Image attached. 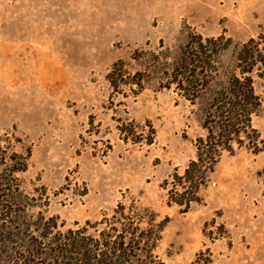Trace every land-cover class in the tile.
I'll return each mask as SVG.
<instances>
[{
    "label": "rangeland",
    "instance_id": "rangeland-1",
    "mask_svg": "<svg viewBox=\"0 0 264 264\" xmlns=\"http://www.w3.org/2000/svg\"><path fill=\"white\" fill-rule=\"evenodd\" d=\"M191 30L264 39V0H0V138L30 148L22 189L36 199L31 213L60 230L122 206L168 218L154 250L164 264H264V149L225 154L181 212L164 181L195 159L198 106L153 76L127 83L146 70L138 52L149 62L177 51ZM254 80L264 142V79Z\"/></svg>",
    "mask_w": 264,
    "mask_h": 264
},
{
    "label": "trees",
    "instance_id": "trees-1",
    "mask_svg": "<svg viewBox=\"0 0 264 264\" xmlns=\"http://www.w3.org/2000/svg\"><path fill=\"white\" fill-rule=\"evenodd\" d=\"M151 55L148 62L145 53L138 52L136 60L143 62L148 73L128 74L127 83L142 88L153 76L158 89L173 90L198 106L196 116L203 135L194 141L195 159L181 176L174 173L170 183L164 181V187L171 184L167 203L186 212L200 201V188L225 154L234 155L243 148L254 153L264 149L252 123L261 109L254 79H264V39L235 43L223 34L204 37L191 30L177 51L164 49ZM120 64L108 75L114 88L118 87L116 78L123 76ZM13 139L22 152L14 150L10 138H0L1 264H164L154 250L168 218L156 222L150 213L145 220L146 214L119 206L110 218L60 230L63 225L54 218L34 216L36 199L24 193L18 177L27 170L31 150L20 139Z\"/></svg>",
    "mask_w": 264,
    "mask_h": 264
}]
</instances>
